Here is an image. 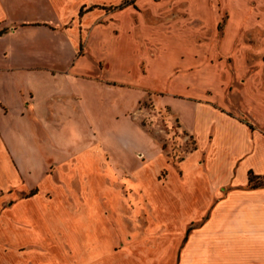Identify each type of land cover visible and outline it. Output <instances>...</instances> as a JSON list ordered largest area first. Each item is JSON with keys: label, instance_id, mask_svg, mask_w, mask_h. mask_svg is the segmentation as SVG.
<instances>
[{"label": "crops", "instance_id": "obj_1", "mask_svg": "<svg viewBox=\"0 0 264 264\" xmlns=\"http://www.w3.org/2000/svg\"><path fill=\"white\" fill-rule=\"evenodd\" d=\"M85 3L0 0V264L108 255L96 188L71 204V171L48 172L74 161L80 181L100 179L97 144L82 136L106 86L189 107L175 113L210 207L177 264H264V185H249L250 173L264 184L263 126L234 117L264 114V62L248 58L264 49V0H130L79 17Z\"/></svg>", "mask_w": 264, "mask_h": 264}, {"label": "rangeland", "instance_id": "obj_2", "mask_svg": "<svg viewBox=\"0 0 264 264\" xmlns=\"http://www.w3.org/2000/svg\"><path fill=\"white\" fill-rule=\"evenodd\" d=\"M85 1L82 16L94 11L109 14L130 2ZM83 47L80 43L81 52ZM248 58L264 62V49ZM101 99L87 105L88 128L82 136L88 150L97 144L100 179L94 182L90 175L80 181L74 161L52 164L48 172L59 182L58 173L71 171L65 179L71 204L79 202L82 188H96L87 195L98 204L108 250L98 263L177 264L181 247L210 207L208 182L201 177L203 159L193 156L196 142L181 128L175 113L185 115L189 107L166 96L131 97L125 88L112 86L105 87ZM234 117L253 129L261 125L264 132V114L240 112Z\"/></svg>", "mask_w": 264, "mask_h": 264}, {"label": "trees", "instance_id": "obj_3", "mask_svg": "<svg viewBox=\"0 0 264 264\" xmlns=\"http://www.w3.org/2000/svg\"><path fill=\"white\" fill-rule=\"evenodd\" d=\"M81 12H82V10L80 11V14L79 15H81ZM249 185H250L251 188H256V187L262 186L264 184L258 183V181L256 180V177H254L250 173V176H249Z\"/></svg>", "mask_w": 264, "mask_h": 264}]
</instances>
